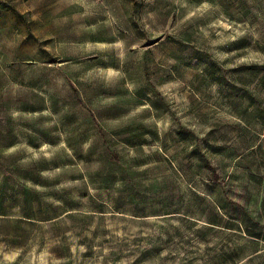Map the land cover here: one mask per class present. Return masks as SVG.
<instances>
[{"label": "rangeland", "instance_id": "1", "mask_svg": "<svg viewBox=\"0 0 264 264\" xmlns=\"http://www.w3.org/2000/svg\"><path fill=\"white\" fill-rule=\"evenodd\" d=\"M0 264H264V0H0Z\"/></svg>", "mask_w": 264, "mask_h": 264}]
</instances>
